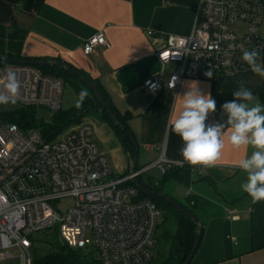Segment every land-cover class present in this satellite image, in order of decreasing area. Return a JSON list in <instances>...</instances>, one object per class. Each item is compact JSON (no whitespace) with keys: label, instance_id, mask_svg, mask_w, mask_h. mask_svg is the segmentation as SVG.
<instances>
[{"label":"built area","instance_id":"2783aa9c","mask_svg":"<svg viewBox=\"0 0 264 264\" xmlns=\"http://www.w3.org/2000/svg\"><path fill=\"white\" fill-rule=\"evenodd\" d=\"M263 21L264 0H201L190 35L148 31L161 64L176 67L168 80L160 74L146 79L144 87L156 94L177 90L185 78L219 81L251 72L242 53L258 49V63H264ZM100 45L110 46L102 31L85 42V54ZM10 70L20 89L14 104L0 105V261L16 253L21 264H34V233L59 226L63 244L94 248L101 264H149L156 255L163 210L140 198L138 176L151 168L166 174L189 167L194 174L198 167L163 154L133 174L117 176L88 124L61 140H45L35 128H20L4 111L13 106L58 111L64 81L35 65L2 62L0 83ZM209 71L211 77L205 75ZM206 124H213L211 113ZM65 199L72 203L60 215L56 203Z\"/></svg>","mask_w":264,"mask_h":264},{"label":"crops","instance_id":"0c3cea01","mask_svg":"<svg viewBox=\"0 0 264 264\" xmlns=\"http://www.w3.org/2000/svg\"><path fill=\"white\" fill-rule=\"evenodd\" d=\"M200 1L0 0V24L17 33L22 59H58L104 87L113 106L126 116L122 129L130 132L132 148L125 147L140 170L163 154L171 160L183 159V142L168 129L190 89L210 94L216 101L213 123L226 121L221 105L234 99L241 82L255 97L251 103L263 105L259 91L264 78L252 71L219 81L185 78L177 90L164 88L156 94L144 87L146 79L160 74L168 80L176 67L161 64L156 41L148 31L190 35ZM100 31L110 46L100 45L85 54V42ZM260 34L264 37V21ZM230 132L227 126L221 159L215 166L197 165L187 182L167 180L187 187L185 205L189 199L197 204L203 232L191 264H264V201L253 204L242 191L247 174L238 167V161L253 149L233 148L228 142ZM141 156L143 165L139 166Z\"/></svg>","mask_w":264,"mask_h":264},{"label":"clouds","instance_id":"9594fccd","mask_svg":"<svg viewBox=\"0 0 264 264\" xmlns=\"http://www.w3.org/2000/svg\"><path fill=\"white\" fill-rule=\"evenodd\" d=\"M258 49L243 50L242 60L251 71L264 78V64L258 63ZM212 76L211 71L205 73ZM20 89V81L11 70L0 83V105L14 104ZM87 90L82 89L75 102L81 107L87 98ZM234 99L221 105L227 119L223 123L206 124L209 113L216 112V101L211 95L199 90H189L182 96V110L169 121V132L178 135L182 142L180 155L183 162L191 166L213 167L221 159L224 148V130L231 127L228 135L230 145L239 149L251 147V155L238 161V167L247 174L241 189L255 204L264 201V105L256 102L251 90L243 82L233 92Z\"/></svg>","mask_w":264,"mask_h":264},{"label":"trees","instance_id":"16d2710c","mask_svg":"<svg viewBox=\"0 0 264 264\" xmlns=\"http://www.w3.org/2000/svg\"><path fill=\"white\" fill-rule=\"evenodd\" d=\"M20 46L21 40L17 33L8 32L5 26L0 24V52L13 60L22 59V56L20 55ZM2 62L3 61L0 58V63ZM69 66L71 69L85 75L89 80L95 83L109 105L113 108L119 121L124 124L126 116H122L113 106L104 87L84 71L71 64H69ZM37 67L44 73L56 78H61L64 83L66 81L70 82L75 87L77 95L82 89L87 90L88 96L84 100L82 106L77 108L74 105L67 110H63L61 108L58 111L51 112L49 118L37 116V110L44 108L13 106L4 111V117L18 124L22 129L40 128L43 132V136H45L47 140L54 138L59 131L69 124L80 121L81 117L87 110H102L104 116L112 123L110 114L101 104L98 96L94 93L91 86L84 82L72 70H66L51 64ZM259 95L264 105V85L260 89ZM117 131L119 132V135L121 136L127 149H131L132 138L130 132L128 130H123L121 126L117 127ZM136 170L138 169L136 168ZM189 175H191L190 168L183 167L170 170L166 174H163V178L164 181L174 178L179 181L187 182ZM141 176L142 174L138 176V181L144 184L149 190L154 192H162V189H160L159 185H156V187H151L144 183V181L141 179ZM140 198L151 199L162 210H164L163 208L166 209V216L163 221V226L165 227L163 233L164 247L158 259H153V261H151L149 264H184L190 255L198 237L197 224L187 214L183 213L166 201L152 196H147L143 193H140ZM196 205V201L189 199V204L185 206L196 214ZM48 236L51 235L45 234L43 239L44 241L52 244L53 250H51L44 258L35 260L34 264H101L96 256V252L94 253L93 251H87L85 249L69 247L68 245L63 244L59 237V243L55 246L53 238L49 237L50 239H46Z\"/></svg>","mask_w":264,"mask_h":264},{"label":"rangeland","instance_id":"374dc122","mask_svg":"<svg viewBox=\"0 0 264 264\" xmlns=\"http://www.w3.org/2000/svg\"><path fill=\"white\" fill-rule=\"evenodd\" d=\"M78 98L75 87L70 82L64 83V90L62 96L61 107L63 110H67L75 105V102ZM50 111L39 109L37 110L38 117H50ZM88 124L92 128L93 138L97 142L99 149L108 157V162L110 166V170L114 175H126L130 172V157L127 152V149L124 145V142L119 135V132L113 127V124L104 116L102 110L94 109L87 110L81 117V120L78 122H73L59 131L56 136L50 140H61L63 139L70 131L78 128L80 125ZM38 131L43 132L40 128H37ZM45 140V136H43ZM138 165H143L142 156L138 161ZM141 179L144 183L148 184L151 187H156V185L160 186L162 192L182 204H187L186 192L187 187L184 185L176 184L172 181H164L163 173L159 168H151L145 172H143ZM72 200L65 199L62 201H58L56 203V208L58 209V213L61 215L65 212L66 208L70 206ZM163 215L159 221L158 230H157V245L155 248V258L157 260L160 256L163 247V233L165 227L163 226V221L166 216V209L163 208ZM58 227L54 226L51 229H47L41 232L34 233L35 243L32 249L33 260H40L44 258L51 250H53L52 244L44 241L43 236L45 234L51 235L46 239L53 238L54 245H58L59 234ZM87 236L90 237V234L87 233ZM87 251H93L95 253L94 248H89ZM153 261V260H152ZM0 264H21L20 257L15 253L12 257L1 260Z\"/></svg>","mask_w":264,"mask_h":264},{"label":"water","instance_id":"95a60500","mask_svg":"<svg viewBox=\"0 0 264 264\" xmlns=\"http://www.w3.org/2000/svg\"><path fill=\"white\" fill-rule=\"evenodd\" d=\"M0 58L3 62H18V63H23V64H31V65H35V66H45V65H55V66H59L61 68H64L66 70H72L74 73H76L84 82H86L87 84H89L91 86V88L93 89L94 93L98 96L99 101L101 102V104L106 108V110L108 111V113L110 114L111 118H112V124L113 127L117 130L118 126H121L122 128H126V126L124 124H122L116 113L114 112L113 108L109 105V103L107 102V100L105 99L104 95L102 94V92L99 90V88L95 85V83H93L91 80H89L85 75L77 72L76 70L71 69V67L65 63L62 62L58 59H47V60H38V59H17V60H13L10 59L9 57L3 55L0 52ZM136 171V159H131L130 158V174H133ZM136 186L138 187V189L145 195L147 196H152L155 197L157 199L166 201L167 203L171 204L172 206L176 207L177 209H179L180 211H182L183 213L187 214L198 226V237L196 240V243L194 245V247L192 248V251L190 253V255L188 256L186 262L184 264H191V261L193 259V256L195 254V252L197 251L200 241H201V236H202V232H203V225L201 223V221L198 219L197 215L195 213H193L188 207H186L185 205H183L181 202H179L178 200L164 194L163 192H154L149 190L144 184H142L140 181L136 182Z\"/></svg>","mask_w":264,"mask_h":264}]
</instances>
